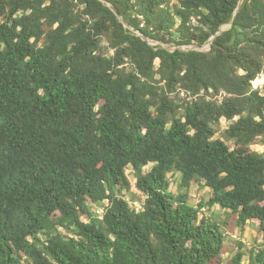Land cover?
Listing matches in <instances>:
<instances>
[{
    "label": "trees",
    "instance_id": "1",
    "mask_svg": "<svg viewBox=\"0 0 264 264\" xmlns=\"http://www.w3.org/2000/svg\"><path fill=\"white\" fill-rule=\"evenodd\" d=\"M263 72L264 0H0V264H246L201 213L264 236Z\"/></svg>",
    "mask_w": 264,
    "mask_h": 264
},
{
    "label": "rangeland",
    "instance_id": "2",
    "mask_svg": "<svg viewBox=\"0 0 264 264\" xmlns=\"http://www.w3.org/2000/svg\"><path fill=\"white\" fill-rule=\"evenodd\" d=\"M224 29H229V26H226ZM152 46L162 47L168 50H175L176 47L173 45H168L165 43H160L156 41H149ZM183 50H200L208 51L209 46H205L200 49L196 46H185L180 47ZM159 63V62H158ZM157 63V64H158ZM261 91V90H260ZM228 121L226 119L222 120L221 125L218 128L217 138L224 140V132L228 128ZM227 144L232 148L236 149L237 146L232 142H227ZM254 151L259 153H264V143L262 140H259L258 144L253 146ZM153 165L147 167V171L151 170ZM128 178L131 182L132 189L129 193H125L127 200H130L136 208L140 209V204L142 200V195L136 187V178L132 168H129L127 171ZM169 179L171 181L170 191L175 195H179V183L180 175L179 174H170ZM182 194L189 195V203L195 207H199L200 202H206L211 198V191L206 187L203 181L197 180L193 187L190 190L184 189L181 191ZM93 212L95 208L93 207ZM201 215H207L209 218L220 223L222 231L225 233V259L233 257L239 250L240 244L243 245V251L246 253V256L243 260L244 263L248 264L249 262V251L251 249H259L264 245V236L263 233L259 230V223L256 221L249 222L246 228L238 227L235 225V219L233 215L222 210L219 206H215L213 209H208L205 207L202 210Z\"/></svg>",
    "mask_w": 264,
    "mask_h": 264
},
{
    "label": "built area",
    "instance_id": "3",
    "mask_svg": "<svg viewBox=\"0 0 264 264\" xmlns=\"http://www.w3.org/2000/svg\"><path fill=\"white\" fill-rule=\"evenodd\" d=\"M253 87L256 90H264V72L255 79V81L253 82ZM97 213L101 218H103L104 211L102 209H98Z\"/></svg>",
    "mask_w": 264,
    "mask_h": 264
},
{
    "label": "water",
    "instance_id": "4",
    "mask_svg": "<svg viewBox=\"0 0 264 264\" xmlns=\"http://www.w3.org/2000/svg\"><path fill=\"white\" fill-rule=\"evenodd\" d=\"M242 2H243V0H241V3H242ZM230 27H232V24L229 25V28H230ZM224 28H225V27H224ZM224 28H223V29L221 30V32L218 33L217 35L221 34V33L224 32L225 30H227V29H224ZM217 35H216V36H217ZM216 36L212 37L210 43L208 44V46H209V50L211 49V46H212L213 40L215 39Z\"/></svg>",
    "mask_w": 264,
    "mask_h": 264
}]
</instances>
